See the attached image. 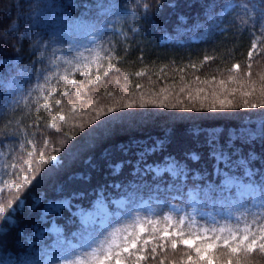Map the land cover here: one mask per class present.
I'll use <instances>...</instances> for the list:
<instances>
[{"label":"trees","instance_id":"obj_1","mask_svg":"<svg viewBox=\"0 0 264 264\" xmlns=\"http://www.w3.org/2000/svg\"><path fill=\"white\" fill-rule=\"evenodd\" d=\"M13 22L18 31L10 33ZM262 25L264 0H0V179L15 183V171L6 166L27 159L33 134L37 144L36 178L20 192V201L28 207L15 213V223L0 222V252L17 261L61 264L72 249L87 244L99 224L70 219L64 208L66 217L57 218L64 231L54 233L47 230L44 209L58 200L85 202L100 191L107 195L111 226H119L129 214H155L159 219L174 208L181 210L179 215L191 213L197 199L202 203L196 210L208 219L238 216L245 203L255 211L250 199L240 197V188L249 181L264 182V137L259 134L264 123ZM253 41L257 51L249 61ZM248 63L251 76L246 75ZM40 73L51 80L46 82ZM65 75L67 80L61 78ZM56 99L61 100L58 106ZM245 99L258 106L219 107L221 101L242 104ZM117 100L135 106L121 108L119 114L109 112ZM161 101L178 106L158 107ZM73 104L80 115L72 112ZM61 109L70 123L58 133L45 125L62 124L58 116L52 121ZM85 109L90 115L82 113ZM93 109H103L99 119H94ZM118 115L122 118L110 119ZM101 122L107 123L98 127ZM64 132L70 136L61 147L57 136ZM45 137L56 145L58 155L55 163L41 166L37 161ZM213 137L220 145L229 138L234 142L224 147L227 162L210 155L207 141ZM192 152L201 158L191 159ZM50 154H55L51 146L44 149L46 159ZM244 160L251 176L244 175ZM14 193L11 189L0 197L6 200ZM115 199H123V205ZM18 203L13 201V207ZM197 219L204 222L202 216ZM252 219L248 216L249 222ZM262 222L264 217L252 231ZM179 232L168 226L166 234L157 231L150 238L143 233L141 239H149V244L142 254L148 258L140 264H192L187 256L195 258L201 241L185 231L184 238L190 240L185 246ZM209 242L211 247L202 248L201 264L209 257L212 264H264L260 240L251 250L241 246L235 252Z\"/></svg>","mask_w":264,"mask_h":264},{"label":"snow or ice","instance_id":"obj_2","mask_svg":"<svg viewBox=\"0 0 264 264\" xmlns=\"http://www.w3.org/2000/svg\"><path fill=\"white\" fill-rule=\"evenodd\" d=\"M47 7L51 8V5H48ZM228 7H234V5L226 4L225 8ZM142 8L144 9L145 13H147L149 10V4L146 2L143 3ZM262 27H264V25H262ZM8 31L10 33L13 31H18L15 22L10 25ZM255 51H257V43L253 41L252 47L247 54L249 61H251L253 52ZM205 59L208 58L206 57ZM67 63L72 65L71 60L67 61ZM73 67L75 66L73 65ZM233 68L238 70L240 65L235 64L233 65ZM247 68L249 71L246 73V75L251 76V63H248ZM111 70V65H109L108 71ZM25 71L26 69L21 70V74H23ZM108 71H105V76L108 75ZM40 75L43 74L40 73ZM81 75H84V73L81 72ZM137 75H142V73H137ZM61 78L67 80V75ZM43 79L48 82L51 80V76L43 75ZM95 79L99 81L100 76L97 75ZM56 83H59V79L56 81ZM70 83L75 85L77 82L75 80H71ZM221 83H223V81H221ZM36 87L41 91L44 90V85L42 84L38 83ZM137 87L139 88L140 85H137ZM71 90L72 89H69V91ZM80 92V87H76L75 93L77 96L80 95ZM29 95H31V90ZM49 95H51L50 92ZM61 95H64V93H61ZM109 95L111 96V94ZM244 95L247 96L250 95V93L245 92ZM262 95H264V89H262ZM93 103H95V101H93ZM55 104L57 106L60 105L61 100L56 99ZM116 104L121 108H131L135 106L132 103H121L119 100L116 101ZM43 106L49 110L52 108V105L48 103H45ZM139 106L144 107V104L141 103ZM157 106L175 108L178 105L165 104L163 101H161ZM241 106L244 108H256L258 105L256 102L250 103L247 99H245L242 104H233L231 101H228L227 103L221 101L219 105L221 109L237 108ZM76 107L77 106L75 104L72 105V112L76 115H80L81 113H76ZM88 107L91 108V105H88ZM211 108L214 110L216 105L212 104ZM62 111L63 110L61 109L56 113V115L52 117V121H56L58 116L59 121L63 122L62 124L58 125L55 122L47 123L45 127L55 129L59 133L61 127L69 125L70 120L66 119L65 115L60 114ZM93 111L96 113L94 119H99L100 113L103 111V109H93ZM108 111L115 112L116 107H108ZM82 113L90 115L86 109L82 110ZM121 118L122 116L118 115L110 119ZM40 119L42 118H37V127H39ZM89 122H91V120ZM105 123L107 122H101V125H98V127H102ZM83 126V124L79 125L81 128H83ZM259 134L264 137V123L261 125ZM69 136L70 134L68 132L58 135L57 143L63 147V145L66 143V139ZM252 138L253 133L249 131V139ZM29 143L32 145V150L27 152V159H22V162L19 165L13 162L11 165L6 166L15 171L16 182L7 183L6 181L0 179V194H5L8 193V190L15 189V193L9 194L6 200L0 197V222L15 223L14 215L20 210L19 205L23 203L20 201V192L26 186L30 185L32 180L36 178V171L33 168V157L36 156L37 147L34 134L33 140L29 141ZM207 143L210 149V155H212L218 162H227L225 160L224 147H231V145L234 143L231 138H229L228 142H226V145H220L214 137L210 138ZM49 146L52 147L55 154H50L46 159L44 155V149ZM57 155L58 149L56 148V145L53 144L49 138H43V144L40 148L37 163L41 166L48 163L49 161L55 163L57 161ZM190 158L193 160H199L201 157L197 152H192L190 154ZM13 159L15 160V157ZM241 166L245 168V176L252 175L251 170L247 169V160H244ZM9 174H11V172ZM240 197L245 200V202L250 199L252 201L253 208L256 210H248L245 203L241 205L245 211L240 212L238 216H233L231 213H229L227 217H221V220H217L215 217L208 219L196 210L197 205L202 203V201L197 199L192 204L193 212L191 213L184 212L183 215H179L181 210L174 208L173 211L169 212L168 214L161 215L159 219L155 218V214H153L152 217L129 214L123 218V223L119 226H111L110 223H101L95 231L89 233V240L87 244L72 249L70 254L63 258L61 264H105V262H110V264L111 262H114V264H140L141 260H146L148 258L142 253L145 250V246L149 244V239H141L142 234L148 232L150 238L152 237L153 233H156L157 231L166 234L168 226H173L180 229V242L185 246H190V240L184 238L185 231H187V234L190 237L199 239L201 241V243L195 247V258L190 254L187 256V259L192 261V264H201V261L204 260L202 248L211 247L212 245L209 242L210 240L220 242V244L229 247L233 252H235L237 248H240L241 246L251 250L256 245L257 240H260L262 242L259 244V248L261 251H264V222L260 223L256 227V231H252V226L257 225V221L261 217H264V182L261 184H256L255 182L249 181L240 191ZM13 201L19 202L15 208L13 207ZM197 216H202L204 222L201 223L200 220L197 219ZM248 216L253 217L251 222L248 221ZM138 244L140 245L139 248L137 247ZM171 247L173 249L177 247V241L175 237L171 240ZM155 253L156 246L153 245L151 249L153 259H155ZM0 264H34V262L17 261L11 256V254L6 255L3 252H0ZM207 264H212L211 257L208 258Z\"/></svg>","mask_w":264,"mask_h":264},{"label":"rangeland","instance_id":"obj_3","mask_svg":"<svg viewBox=\"0 0 264 264\" xmlns=\"http://www.w3.org/2000/svg\"><path fill=\"white\" fill-rule=\"evenodd\" d=\"M112 105L117 106L116 112L118 114L121 113V107H119L116 102H114ZM173 164L174 163H170L168 169L172 170ZM242 189L243 188H240V191ZM112 201L120 206H122L124 203L123 199H115ZM39 202L40 201L36 202V205H38ZM26 205L27 203H23L20 209L28 207ZM108 207V199L104 191H100V195L92 199H87L85 202L78 201L71 203L69 199L58 200L50 202L44 209V221L49 222V227L47 230L54 233H62L64 231V225L61 220L58 221L57 218L64 219L66 217L63 212V209L65 208L68 210L70 219H74V217L77 216L83 221L84 224L100 225L101 223H107L108 218L112 215ZM204 215H208V213L204 212Z\"/></svg>","mask_w":264,"mask_h":264}]
</instances>
